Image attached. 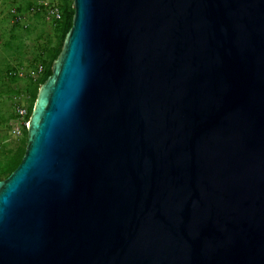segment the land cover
<instances>
[{
    "label": "water",
    "instance_id": "95a60500",
    "mask_svg": "<svg viewBox=\"0 0 264 264\" xmlns=\"http://www.w3.org/2000/svg\"><path fill=\"white\" fill-rule=\"evenodd\" d=\"M0 264H264V0H73Z\"/></svg>",
    "mask_w": 264,
    "mask_h": 264
},
{
    "label": "rangeland",
    "instance_id": "374dc122",
    "mask_svg": "<svg viewBox=\"0 0 264 264\" xmlns=\"http://www.w3.org/2000/svg\"><path fill=\"white\" fill-rule=\"evenodd\" d=\"M45 1L58 7L64 3V0ZM31 6L32 0H0V175L3 177L5 164L24 146L27 137L18 108L31 109L42 71L60 40L59 22L46 13L32 14ZM13 10L22 16L21 21L12 17Z\"/></svg>",
    "mask_w": 264,
    "mask_h": 264
},
{
    "label": "trees",
    "instance_id": "16d2710c",
    "mask_svg": "<svg viewBox=\"0 0 264 264\" xmlns=\"http://www.w3.org/2000/svg\"><path fill=\"white\" fill-rule=\"evenodd\" d=\"M59 7L62 12V20L57 24V27L59 26L58 30H59L60 40L57 43V46L55 47V49L50 53V58L46 64V68L43 69L40 86L44 84L46 80L52 75V65L54 61L60 55L66 35L68 34V32L70 31L73 25V17L75 14L74 9H73V0H64V3L60 5ZM38 92H39V89L37 93L34 94L31 109L30 110L28 109L29 111H28L27 121H29L31 117V114H32V111H33V108H34V105H35V102L38 96ZM26 146H27V137H26L24 146L18 149L9 158L8 162L5 164V168L3 169L4 177L0 175V181L7 179L20 165L24 157L25 151H26Z\"/></svg>",
    "mask_w": 264,
    "mask_h": 264
},
{
    "label": "built area",
    "instance_id": "2783aa9c",
    "mask_svg": "<svg viewBox=\"0 0 264 264\" xmlns=\"http://www.w3.org/2000/svg\"><path fill=\"white\" fill-rule=\"evenodd\" d=\"M32 14H36L39 12L46 13L50 18H52L56 22H60L62 20V12L60 8L56 4H50V2H46L45 0H32V6L29 10ZM12 17L15 16L16 21H21L22 16L16 13L15 10L11 12ZM42 68L40 69V72ZM43 72V71H42ZM18 116L20 117L21 122L28 127L27 117H28V109L24 107L18 108Z\"/></svg>",
    "mask_w": 264,
    "mask_h": 264
}]
</instances>
